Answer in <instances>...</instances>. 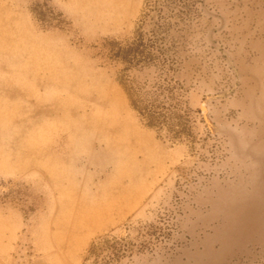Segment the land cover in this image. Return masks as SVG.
Returning <instances> with one entry per match:
<instances>
[{
	"label": "rangeland",
	"instance_id": "1",
	"mask_svg": "<svg viewBox=\"0 0 264 264\" xmlns=\"http://www.w3.org/2000/svg\"><path fill=\"white\" fill-rule=\"evenodd\" d=\"M186 2L176 141L104 47L148 0H0V264L264 261V0Z\"/></svg>",
	"mask_w": 264,
	"mask_h": 264
},
{
	"label": "trees",
	"instance_id": "2",
	"mask_svg": "<svg viewBox=\"0 0 264 264\" xmlns=\"http://www.w3.org/2000/svg\"><path fill=\"white\" fill-rule=\"evenodd\" d=\"M148 0L134 36L128 40L111 39L104 47L111 60L123 64L122 78L128 84L131 105L145 123L166 131L176 141L189 138L185 114L176 88H183L176 76L181 65L184 37L181 32L188 14L183 0ZM153 66L154 79L141 81L137 72ZM175 81L178 86L172 84ZM254 264H264L263 260Z\"/></svg>",
	"mask_w": 264,
	"mask_h": 264
},
{
	"label": "water",
	"instance_id": "3",
	"mask_svg": "<svg viewBox=\"0 0 264 264\" xmlns=\"http://www.w3.org/2000/svg\"><path fill=\"white\" fill-rule=\"evenodd\" d=\"M203 108H204V109H207V106H206V105H204V106H203Z\"/></svg>",
	"mask_w": 264,
	"mask_h": 264
},
{
	"label": "crops",
	"instance_id": "4",
	"mask_svg": "<svg viewBox=\"0 0 264 264\" xmlns=\"http://www.w3.org/2000/svg\"><path fill=\"white\" fill-rule=\"evenodd\" d=\"M108 213V212H107ZM107 213H106V217H105V219L107 218Z\"/></svg>",
	"mask_w": 264,
	"mask_h": 264
}]
</instances>
